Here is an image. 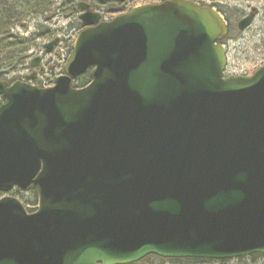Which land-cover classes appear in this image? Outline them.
<instances>
[{"label": "water", "instance_id": "1", "mask_svg": "<svg viewBox=\"0 0 264 264\" xmlns=\"http://www.w3.org/2000/svg\"><path fill=\"white\" fill-rule=\"evenodd\" d=\"M80 9L53 87L0 80V193L39 198L34 213L0 199V264L264 255V67L225 77L229 28L211 7L165 0L110 22Z\"/></svg>", "mask_w": 264, "mask_h": 264}, {"label": "rangeland", "instance_id": "2", "mask_svg": "<svg viewBox=\"0 0 264 264\" xmlns=\"http://www.w3.org/2000/svg\"><path fill=\"white\" fill-rule=\"evenodd\" d=\"M42 1L48 4L50 11L45 15L35 16L34 11L31 10L23 23L27 29L18 27L13 32L21 37L35 40L34 50L30 53L32 55L30 61L41 57L45 71L39 74V69H32L28 66L17 72H8L6 78L11 81L18 80L35 70L39 74L37 85L48 87L64 73V68L73 53L75 41L82 28L78 18L80 14L74 11L77 8L76 4L67 5L65 4L67 0ZM25 2L27 3V0ZM202 4L215 8L232 25L229 36L223 42L228 59L226 75L250 76L263 67L264 0H202ZM252 12L257 15L253 24L245 32H239L238 22ZM55 38H58L59 42L51 54H46L44 46ZM4 196L6 195L2 194L0 198ZM24 196L28 198L31 194L25 193ZM244 264H264V257H258L254 263L247 258Z\"/></svg>", "mask_w": 264, "mask_h": 264}, {"label": "trees", "instance_id": "3", "mask_svg": "<svg viewBox=\"0 0 264 264\" xmlns=\"http://www.w3.org/2000/svg\"><path fill=\"white\" fill-rule=\"evenodd\" d=\"M30 10V11H28ZM45 15L50 11L48 4L42 0H0V71L17 72L29 66L31 52L35 47V40L21 37L13 31L23 26L29 13ZM232 27L231 24H229ZM93 69H89L82 77L74 82L75 88H84L92 81ZM15 196L23 203L26 210L32 213L38 205V195L33 187L28 190L30 197H25L18 189ZM261 255L248 257L250 262H255ZM247 258L236 260L211 261L206 259H163L157 256H148L135 264H244Z\"/></svg>", "mask_w": 264, "mask_h": 264}, {"label": "flooded vegetation", "instance_id": "4", "mask_svg": "<svg viewBox=\"0 0 264 264\" xmlns=\"http://www.w3.org/2000/svg\"><path fill=\"white\" fill-rule=\"evenodd\" d=\"M168 1H173V0H168ZM185 1H192L194 3L203 5L202 0H185ZM164 2H165V0H127L123 3H121V2H106V1L103 2L101 0H67V2L65 4H67V5L76 4L77 8H75L74 11L78 12L79 14H81V12H82L80 10V4H84L87 7H89V11L99 14L101 16V21L105 22V21H110L115 17H119L121 15H124L136 7L145 6V5H157V4H162ZM255 15H256V13H255ZM79 16L80 15H78V18H79ZM113 16H115V17H113ZM244 18H242V19H244ZM81 28H82L81 31H83L85 29V27L83 25H81ZM42 68H43L42 66L39 68L40 74L44 73V71H45L44 68H43V70H41ZM33 73H35V72H33ZM33 73L30 75H25L23 77H20L18 80H14V81L7 79L6 76L2 77L1 80L6 81L9 85H11L13 82H17V81L27 82L28 77H32L33 75H35L34 81L33 82L29 81V82L32 84H37V82H38L37 81V76H38L37 73L38 72L35 74H33ZM5 103H6V101L4 99H0V106L5 104ZM33 187L34 186H31L30 189ZM28 190H26V191L19 190V191L23 195H25V193H28ZM14 191L11 193V195L16 197ZM16 198H18V197H16Z\"/></svg>", "mask_w": 264, "mask_h": 264}]
</instances>
